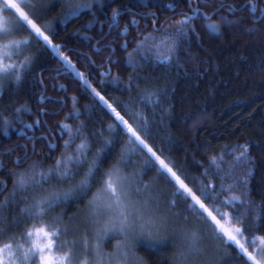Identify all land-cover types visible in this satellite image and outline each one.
I'll return each mask as SVG.
<instances>
[{
  "label": "trees",
  "instance_id": "trees-1",
  "mask_svg": "<svg viewBox=\"0 0 264 264\" xmlns=\"http://www.w3.org/2000/svg\"><path fill=\"white\" fill-rule=\"evenodd\" d=\"M32 2L40 5L31 10L35 21L42 26L51 24L52 43L61 46L63 56L76 68L71 70L42 39H33L28 50L34 57L31 68L19 84L6 80L0 89V153L18 147L15 152L0 155V202L9 200L7 207H0V226L4 229L5 239L18 235L25 228V225L15 223L23 204L19 196L11 198L14 173L25 171L32 163H38L44 169L55 163L63 151L64 140L68 139L67 131L60 129L61 122L73 129L82 125L85 134L92 136L106 132L108 124L115 119L99 98L93 96L87 84L79 79L77 72L84 73L87 81L122 114L124 103L138 92L133 86L129 93L126 87L129 76L138 80L141 88L155 89L166 85L167 99L162 106L157 107L155 113L151 107L146 109L152 126L148 142L158 154L174 162L176 170L197 190L200 184L196 181L202 178L213 179L219 190L220 176L226 177L223 183L227 185L251 172L247 185L251 193L249 199L256 205L264 202V22L253 24V16L247 11L249 0H209L212 7H202L203 13H215L213 21L225 16L235 23L222 24L220 34L215 35L205 29V21H193L195 34L181 41L178 54L171 62H160L150 54L146 59L133 57L134 63L131 64L128 53L132 52L136 39L141 38L145 30L152 31L153 15L158 19L157 27L166 25L170 19H178L179 12H190L187 0L176 12L167 6L174 5L177 0H115L111 7L110 0H101L103 7L98 4L95 10H84L67 23H61L64 0ZM200 2L195 0L193 6ZM220 2L226 7L216 12ZM227 6L244 10L233 15ZM112 7L122 10L117 24L111 22ZM258 8H264V0ZM5 15L11 17L15 14L6 11ZM133 19L136 24H132ZM125 26L128 30L123 35ZM250 29H255L256 35H250ZM123 45H127L126 50ZM102 72L110 73L103 78V84ZM116 76L120 78L118 86L113 83ZM22 105L26 110L22 109L17 117L15 109ZM164 108L169 111L161 122ZM44 109L49 114L41 118ZM74 113L77 114L74 118L65 119ZM5 114L12 121L7 135L3 126ZM53 140L55 150L49 147ZM125 140L123 131L115 137L112 155L105 168L116 159ZM32 144L35 148L33 157L25 164L23 161L15 166L13 160L17 152H22L23 147L30 150ZM238 145L248 146L250 163H235L239 155L235 151ZM72 147L74 149L75 145ZM212 158L216 164L211 163ZM143 160V156H134L127 170L140 172ZM156 168L158 165L150 170L144 169L140 179L144 183H154L166 207L174 198L175 188L163 177L156 179ZM85 203L86 199L62 204L50 213L49 218L63 214L65 221L72 222L83 213ZM174 211L181 216L189 215L183 197H176ZM253 223V216L249 215L246 225L249 241L255 231ZM82 230L80 227L75 237L68 232L66 237L69 242L75 240L78 248L82 239L78 233ZM257 234L264 235V229ZM117 239L107 240L105 251H111ZM237 251L227 250L225 264H244ZM139 254L148 264H167L171 249L153 254L141 246Z\"/></svg>",
  "mask_w": 264,
  "mask_h": 264
},
{
  "label": "snow or ice",
  "instance_id": "snow-or-ice-1",
  "mask_svg": "<svg viewBox=\"0 0 264 264\" xmlns=\"http://www.w3.org/2000/svg\"><path fill=\"white\" fill-rule=\"evenodd\" d=\"M183 2L177 0V3L167 7L176 12ZM194 2L187 0L190 12H179L178 19H170L160 27H157L158 19L153 15L152 31L145 30L141 38L136 39L132 52L128 53L130 64L134 63L133 57L146 59L150 54H154L160 62H171L178 54L181 41L195 34L193 21H205V29L215 35L220 34L222 24L235 23L225 16L213 21L215 13H203L202 7H212L209 0H201L193 6ZM260 2L249 0L247 6L254 25L264 22V8H258ZM112 3L115 0H110L109 7ZM98 4L103 7L101 0H64L61 23L78 17L84 10H95ZM39 6L32 0H0V89H3L6 80L19 84L31 68L34 57L28 50L33 39H42L75 71L76 66L63 56L61 46L52 43L51 24L42 26L35 21L31 10ZM224 7L226 5L220 2L216 12ZM227 7L233 15L244 10ZM6 11L15 15L6 16ZM121 15L119 7H112V24H117ZM132 24H136L135 19ZM127 30L125 26V33ZM24 32L27 34L21 35ZM160 32L164 35L159 36ZM249 34L256 35V30L250 29ZM122 47L126 50L127 45ZM109 74L101 73L102 84L103 78ZM76 75L115 119L108 124L106 132L92 136L85 134L82 125L73 129L61 122L60 129L67 131L68 139L64 140L63 151L55 163L47 169L32 163L25 171L14 173L11 198L19 196L23 204L15 223L17 226L23 224L25 228L18 235L5 239L4 229L0 226V264H148L139 254L141 246L153 254L171 249L167 264H225L224 254L229 249L238 250L237 255L244 264H264V235L257 234L264 229V202L256 205L249 199L251 193L247 185L251 172L227 185L223 183L226 177L220 176L219 190L213 179L202 178L196 181L200 184L197 190L176 170L174 162L158 154L148 142L152 126L146 109L151 107L155 113V109L162 106L167 99V86L141 88L139 81L129 76L126 84L129 93L133 86L138 92L137 96H130V100L124 103L122 114L87 81L84 73L77 72ZM119 80V76L113 77L117 86ZM73 100L75 102V98ZM22 109L23 105L15 109L17 117ZM168 111L164 108L161 112V122ZM76 115L71 114L65 119ZM11 123L5 114V135ZM121 131L125 134V143L116 159L105 168L112 155L115 137ZM77 140L79 143H76ZM235 151L239 152L236 164L251 162L247 145H238ZM137 155L144 157L139 166L140 172H129L127 165ZM19 162L20 157H17L16 163ZM211 163L216 164L215 158L211 159ZM156 165V179L163 177L175 188L174 198L166 207L154 183H144L140 179L144 169L150 170ZM176 197L184 198L189 215L181 216L174 211ZM85 199L81 222L76 226L84 230L78 248L75 240L69 242L66 239L71 226L64 220L63 214L49 217L62 204ZM8 205V199L0 202V207ZM249 215L253 216L255 228L251 241L246 236ZM117 237L112 250L105 251V242Z\"/></svg>",
  "mask_w": 264,
  "mask_h": 264
},
{
  "label": "flooded vegetation",
  "instance_id": "flooded-vegetation-1",
  "mask_svg": "<svg viewBox=\"0 0 264 264\" xmlns=\"http://www.w3.org/2000/svg\"><path fill=\"white\" fill-rule=\"evenodd\" d=\"M47 114H49L48 112H47V110L46 109H44L41 113H40V116H41V118H43V115H47ZM42 136V135H41ZM40 136V137H41ZM33 144H34V141H33ZM33 144H32V146H31V149L30 150H28L27 148H25V147H23V151L22 152H17V154H16V158L13 160V163H14V165H15V161H16V159H17V157H20V160H21V162H25V161H27V160H29L30 158H32L33 157V155L35 154V148H34V146H33ZM56 143H55V141L53 140V144L52 145H55ZM56 146V145H55ZM18 148V147H17ZM51 150H55V147H53V148H50ZM16 150V149H15ZM15 150H13L12 152H15ZM1 155V154H0ZM27 156L28 158L27 159H25V158H23L24 156ZM22 158V159H21ZM20 164V163H19ZM18 164V165H19ZM16 166V165H15Z\"/></svg>",
  "mask_w": 264,
  "mask_h": 264
},
{
  "label": "rangeland",
  "instance_id": "rangeland-1",
  "mask_svg": "<svg viewBox=\"0 0 264 264\" xmlns=\"http://www.w3.org/2000/svg\"><path fill=\"white\" fill-rule=\"evenodd\" d=\"M15 149H17V147H15V148L9 150L8 153H11V152H12L13 150H15ZM8 153H7V154H8ZM25 156H26V155H25ZM25 156H24L23 158H25ZM19 163H21V160H20ZM19 163H18V164H19ZM82 215H83V213L79 216V218H76V219L73 218L72 222H69V223H68V224L71 226V227H70V230H69L70 235L73 236V237H75V236L77 235L76 233L79 231V228H77L76 226L80 224V222H81V218H82ZM78 219H79V220H78ZM79 221H80V222H79ZM83 231H84V230L80 231V232L78 233V235H81V236H82ZM78 239H79V238H78Z\"/></svg>",
  "mask_w": 264,
  "mask_h": 264
},
{
  "label": "water",
  "instance_id": "water-1",
  "mask_svg": "<svg viewBox=\"0 0 264 264\" xmlns=\"http://www.w3.org/2000/svg\"><path fill=\"white\" fill-rule=\"evenodd\" d=\"M125 34V31H124V33H123V35ZM109 58V57H108ZM53 148V147H52ZM4 153H8V152H3V153H0V154H4ZM22 159V158H21ZM22 164H25V162H23ZM15 165L16 166H18V163H16V161H15Z\"/></svg>",
  "mask_w": 264,
  "mask_h": 264
}]
</instances>
